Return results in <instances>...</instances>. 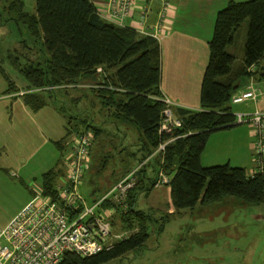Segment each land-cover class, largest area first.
<instances>
[{"label":"trees","instance_id":"trees-1","mask_svg":"<svg viewBox=\"0 0 264 264\" xmlns=\"http://www.w3.org/2000/svg\"><path fill=\"white\" fill-rule=\"evenodd\" d=\"M0 1L6 3L0 11V25L10 26L9 33L20 37L22 43L31 36L35 45L40 44L39 59L20 70L28 83L22 96L31 108L38 110L54 103L67 118L68 136L89 131L90 158L94 143L104 148L103 121L97 123L93 115H80L84 111L68 113L58 95L70 85L90 84L87 93L99 102L105 122L134 127L138 134L141 156L133 154L135 162L131 164V158L125 162L127 174L136 170L137 175L136 185L129 193L128 210L121 211L108 200L98 209L100 213H108L116 208L110 216L115 231H119L120 224L122 230L133 229V232L115 241L109 250L92 256L67 252L60 264H104L143 250L150 236L153 213L138 208V200L141 193L148 195L155 187L157 174L152 177L148 173L151 165L157 173L163 169L170 175L168 185L176 209L193 208L199 202L207 204L225 195H235L254 204L264 203V169L249 174L246 167L230 163L202 164V153L211 133L236 123L231 98L251 75L258 73L251 68L264 58V0H231L217 13L202 82L201 109L174 107L183 120V126L175 133L181 136L160 153L164 156L162 163L155 150L172 136L159 132L166 106L161 99L164 93L159 40L103 18L93 0H36L35 13L26 10L24 0ZM99 67L102 72H98ZM0 69L9 82V91H19L1 65ZM98 154L103 163L113 157L108 153ZM58 177L55 170L43 174L44 195L56 196ZM113 181L112 186L118 182ZM102 195L87 200L94 203Z\"/></svg>","mask_w":264,"mask_h":264},{"label":"crops","instance_id":"crops-1","mask_svg":"<svg viewBox=\"0 0 264 264\" xmlns=\"http://www.w3.org/2000/svg\"><path fill=\"white\" fill-rule=\"evenodd\" d=\"M93 1L99 11L104 12L107 10L108 0ZM164 1L165 0H137V4L133 9V14L126 17L122 25L137 28L140 24L142 14L145 11H147L146 25H155L159 19V10L163 6ZM167 1L169 2L167 22L164 31L158 38L162 53L161 89L165 95L169 96L177 104V106L198 110L201 109V88L205 70L209 62V41L214 33L217 13L226 7L231 0ZM234 1L240 2L248 0ZM6 34V27L0 25V42ZM244 35L245 32L243 31L240 38L241 46L244 42ZM1 67L4 69L2 65ZM251 69L254 71L258 70V73L251 75L248 82L237 92L249 86H254L259 88L262 94L257 100H251L252 103H243V107L235 108L234 106L239 103L231 102V111L234 114L253 113L258 110L264 111V58L259 65L253 66ZM27 86L28 83L24 85H17L15 83V88L19 89V91H9V82L0 69V169L10 172L13 176H20L21 173L29 176L28 187L31 189L32 193H40L43 192L42 176L44 173L50 170L58 171L59 177L57 179V185L68 178L73 161L72 140L74 135H67L69 124H67V118L64 114L60 109H57V105L51 103L41 109L35 110L25 102L24 97L20 95L19 92ZM70 86L74 87L73 85ZM88 87H90V84L80 85L74 89L81 90L83 93ZM64 97L71 96H60L61 99ZM88 102L96 109V99L92 95ZM251 125H253L251 122H236L230 127L214 130L210 138H225L227 140H232L231 138L233 136H238L240 141L250 146L253 152L255 131L253 128H249L252 127ZM103 126L104 134L102 136V142L106 147L111 146L110 148L112 150L116 148L115 153H117L116 155L119 156L121 164L123 165L122 168L117 166V169H115L112 174L113 180L120 181L127 174L125 162L128 158L132 159L134 157L133 154H137L139 157L141 156V151H138L139 146L137 145V130L134 127L126 128L106 122ZM222 131H226L227 133L231 131V133L235 134L227 136L226 133V136H224L221 134ZM249 141L251 144H249ZM231 144L235 145V149L238 147L236 143ZM48 150L50 155L49 159L46 161L40 160L42 165L38 169L28 172L25 170L31 165L35 166L39 157ZM98 152L100 154L108 153L113 156L111 157L112 159L116 158L113 151L105 152V149L101 146L96 147V149L94 146L92 157L90 160L88 159L87 171L92 168L94 169L95 163L100 160ZM155 156L158 157L162 163L164 160L163 154L161 155L158 153L155 154ZM134 162L135 161L132 159L130 163L132 164ZM151 164L153 163H150V165ZM148 170L149 175L152 177H155L157 174L156 180L161 171H164L160 169L159 173H157L158 171H156L154 165H151ZM165 174L168 176L170 182V175L166 172ZM40 175L41 180L37 181V177ZM106 179L108 181L107 184L97 183L93 185V197L96 194L100 196L104 194V192L106 193L110 186H112L113 183L110 176ZM35 185H38L39 188ZM163 185H165L166 188L160 185L154 187L148 195L143 193L144 198L147 199L146 206L150 208L147 210L152 211V213L155 211V209H152V206H155L153 202H157L159 205L164 202V198L167 196H163V194L166 192L169 201H172L171 206L174 208L171 187L168 183ZM28 199H30L29 196L27 197V200ZM23 206L24 204L21 207L23 208ZM110 207L111 206H109V208ZM143 208L144 207L140 209ZM21 209H19V211ZM156 210H158V208ZM18 212L15 213V215L18 214ZM11 220L12 219H10V221Z\"/></svg>","mask_w":264,"mask_h":264},{"label":"rangeland","instance_id":"rangeland-1","mask_svg":"<svg viewBox=\"0 0 264 264\" xmlns=\"http://www.w3.org/2000/svg\"><path fill=\"white\" fill-rule=\"evenodd\" d=\"M24 1L26 10L35 13L36 0ZM5 4L0 1V11ZM99 12L104 13L103 11ZM112 20L111 22L116 24ZM9 29L10 26H7V34L0 42V64L17 85H24L27 81L20 70L29 62L39 59L41 56L40 44L35 45L31 36H28L29 39L26 37V41L22 43L19 41L20 37L9 33ZM74 88L67 87L66 91L58 94L60 96L70 95L73 98L64 97L62 99L65 110L71 114H80L84 111V114L80 115H93L97 123L103 121L104 124V116L100 114L97 107L100 106L99 102H95L97 106L94 109L88 102L91 99L90 92L87 93L86 90L82 93L81 90ZM26 89L27 87L19 94L23 95ZM21 92L24 93L21 94ZM248 102L252 103L249 100L244 104ZM244 104L234 107H243ZM251 126L249 128L255 130L254 125ZM226 133V131L221 132L224 136ZM232 134L235 133L230 131L227 136ZM231 139L210 138L202 153V164L209 166L230 163L233 166H246L249 174L254 173L258 169L255 145L252 152L250 146L240 141L238 136H233ZM231 143L237 144V150ZM249 144H251L250 141ZM94 146L98 147L97 143H94ZM110 147L104 145L105 152L113 151L115 153V149L112 150ZM49 157L48 150L39 157L35 166L31 165L25 170L28 172L38 169L42 165L40 160L46 161ZM94 166V169L85 172L81 182L82 194L89 201L99 196L96 194L93 198V185L107 184L106 178L109 176L113 181L112 174L117 169L116 167H123L118 155L104 163L100 159ZM28 178L29 176L23 173L20 176H13L10 172L0 169V227H5L15 213L22 208L21 206L23 204L25 206L34 198V192L32 193L28 187ZM40 180L41 175L37 177V181ZM35 186L39 188L38 185ZM162 187L166 188L165 185ZM164 195L167 196L164 198L166 201L163 199L164 202L160 205L153 202L155 206H152V209L155 211L149 222L150 236L143 246V250L129 252L121 258L104 264H264V203L254 204L235 195H225L221 199L207 204L199 202L193 208L176 209L172 208V201H169L167 192ZM28 196L30 199L27 200ZM146 205L147 199L141 193L138 207H144L143 210L150 209ZM157 208L158 210H156ZM119 226L120 224L117 232H125L123 238L133 232V229L125 231L122 230V225Z\"/></svg>","mask_w":264,"mask_h":264},{"label":"built area","instance_id":"built-area-1","mask_svg":"<svg viewBox=\"0 0 264 264\" xmlns=\"http://www.w3.org/2000/svg\"><path fill=\"white\" fill-rule=\"evenodd\" d=\"M168 3L167 0L163 2L155 25H146L147 11H145L139 26L134 28L141 34L158 39L166 26ZM136 4L137 0H108L107 10L100 14L110 21L113 19L112 21L116 24H123L124 19L133 14ZM98 71L102 72V67H99ZM261 94L262 91L259 88L249 86L235 93L231 102L240 104L257 100ZM161 99L166 106L159 132L170 134L172 137L159 144L155 150L157 154L164 152L168 143L181 136H176L175 133L183 126V120L175 113L174 107L177 104L165 94ZM236 122L253 123L258 162L256 171H262L264 169V111L237 113ZM91 141L89 131L75 134L72 140V167L68 178L57 185L56 196L38 193L5 227H0V264H60L67 252L88 257L103 250H109L115 241L123 238L125 232L115 231L110 219L116 208L110 209L108 213H100L98 209L108 200L121 211L128 210L129 193L137 182L136 170L116 182L96 202L89 203L81 193V182L88 169ZM168 182V176L161 171L154 186L158 187Z\"/></svg>","mask_w":264,"mask_h":264}]
</instances>
